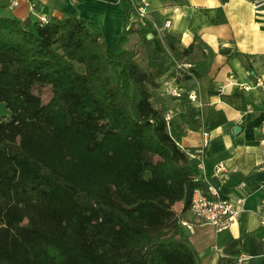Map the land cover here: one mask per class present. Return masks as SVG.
Segmentation results:
<instances>
[{"label": "trees", "instance_id": "obj_1", "mask_svg": "<svg viewBox=\"0 0 264 264\" xmlns=\"http://www.w3.org/2000/svg\"><path fill=\"white\" fill-rule=\"evenodd\" d=\"M153 28L139 18L107 47L77 15L26 28L0 14V264H199L182 221L208 185L152 100L193 45L164 32L162 53Z\"/></svg>", "mask_w": 264, "mask_h": 264}, {"label": "crops", "instance_id": "obj_2", "mask_svg": "<svg viewBox=\"0 0 264 264\" xmlns=\"http://www.w3.org/2000/svg\"><path fill=\"white\" fill-rule=\"evenodd\" d=\"M0 0V14L18 17L32 27L65 14L83 18L90 28H100L104 43L112 47L125 27L140 17V0ZM145 17L154 28L144 38L169 53L162 35L169 32L190 52L177 60L160 78L152 100L171 116L169 131L194 161L200 179L219 189L230 200L245 197V210L222 230L195 218L189 209L184 225L199 264H218L221 256L236 258V264H264V225L258 206L264 198V0H147ZM139 37L131 34L124 46L133 47ZM188 68H176L177 62ZM176 86L193 95L191 122L178 96L166 92ZM202 149L204 167L199 168ZM226 167L220 172L215 165ZM175 208L178 210L180 204Z\"/></svg>", "mask_w": 264, "mask_h": 264}, {"label": "built area", "instance_id": "obj_3", "mask_svg": "<svg viewBox=\"0 0 264 264\" xmlns=\"http://www.w3.org/2000/svg\"><path fill=\"white\" fill-rule=\"evenodd\" d=\"M12 5L17 4V0H12ZM147 0H140L139 6L137 7V12L140 18L145 17V9L148 6ZM41 21L45 22L47 19L44 17ZM192 64L189 62H177L176 68L182 69L191 67ZM166 92L173 96H180L182 90L176 86H167L165 88ZM193 98V95H190ZM171 116L169 114L165 115V119L169 124ZM264 133V129L262 130ZM203 150H199V163L198 167H204V160L202 156ZM264 170V161L260 166ZM226 167L223 163H218L215 165V171L220 172ZM264 186V181H263ZM208 193H204L201 188H196L193 193L192 203L190 210L194 214L195 218L201 222L209 223L214 226L216 230H222L229 227L232 222L236 221L239 215L245 210V197H240L236 200H230L227 198H222L219 193V189L209 184ZM259 219L262 225H264V198L261 199L258 206ZM182 223L188 227L192 225L183 220Z\"/></svg>", "mask_w": 264, "mask_h": 264}, {"label": "rangeland", "instance_id": "obj_4", "mask_svg": "<svg viewBox=\"0 0 264 264\" xmlns=\"http://www.w3.org/2000/svg\"><path fill=\"white\" fill-rule=\"evenodd\" d=\"M138 47H140V49H142V47L140 45H138ZM141 54L143 55L142 50H141ZM37 90H38V88L35 89V91H37ZM41 93H42L43 100L47 101L49 99V96H50L49 87L41 88ZM9 113L10 112H9L8 108L6 107L5 103L0 101V114H1V116L2 115L9 116Z\"/></svg>", "mask_w": 264, "mask_h": 264}]
</instances>
